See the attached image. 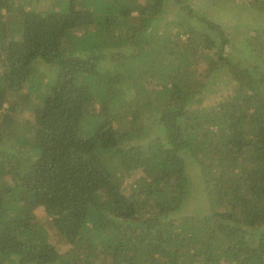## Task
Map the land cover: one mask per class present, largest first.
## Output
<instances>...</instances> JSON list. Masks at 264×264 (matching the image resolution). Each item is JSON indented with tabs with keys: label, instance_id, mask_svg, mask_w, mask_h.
Returning a JSON list of instances; mask_svg holds the SVG:
<instances>
[{
	"label": "trees",
	"instance_id": "1",
	"mask_svg": "<svg viewBox=\"0 0 264 264\" xmlns=\"http://www.w3.org/2000/svg\"><path fill=\"white\" fill-rule=\"evenodd\" d=\"M0 264H264V0H0Z\"/></svg>",
	"mask_w": 264,
	"mask_h": 264
},
{
	"label": "rangeland",
	"instance_id": "2",
	"mask_svg": "<svg viewBox=\"0 0 264 264\" xmlns=\"http://www.w3.org/2000/svg\"><path fill=\"white\" fill-rule=\"evenodd\" d=\"M218 202L219 203H221L222 201L221 200H223V201H225V208H231L232 207V205H233V200H234V194L232 193H227V194H225V195H221V196H218ZM25 210L27 211V212H37L38 210L36 209H34V208H32L30 205H26L25 206Z\"/></svg>",
	"mask_w": 264,
	"mask_h": 264
}]
</instances>
